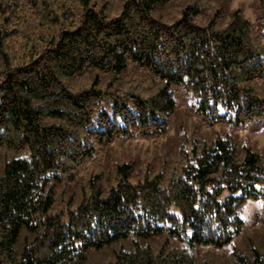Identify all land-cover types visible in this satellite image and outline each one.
<instances>
[{
  "label": "trees",
  "instance_id": "16d2710c",
  "mask_svg": "<svg viewBox=\"0 0 264 264\" xmlns=\"http://www.w3.org/2000/svg\"><path fill=\"white\" fill-rule=\"evenodd\" d=\"M213 1L159 14L173 0H119L109 17L92 0H0V264H87L114 244L97 264H218L197 245L264 264V236L235 243L264 197V153L230 132L184 133L159 168L123 159L57 197L105 147L168 137L182 100L212 129L264 122V0L258 28L241 9L199 24ZM90 69L107 88L70 85Z\"/></svg>",
  "mask_w": 264,
  "mask_h": 264
},
{
  "label": "rangeland",
  "instance_id": "374dc122",
  "mask_svg": "<svg viewBox=\"0 0 264 264\" xmlns=\"http://www.w3.org/2000/svg\"><path fill=\"white\" fill-rule=\"evenodd\" d=\"M188 0H173L171 4L161 7L157 13L168 14L171 12L173 6L178 4H185ZM119 0H92V3L98 5L101 8L108 3V7L104 9L105 13L109 17H115L119 14L118 7ZM221 9L224 11V19L222 25H226L231 20V13L236 9H241L244 15L249 18L255 28L259 27V19L256 11V0H214L212 7L209 9L205 17L198 20V23L203 25L205 21L212 17L215 12ZM154 13V16H157ZM63 26L58 25L52 27L51 31H55ZM135 75L143 77L145 72L138 69ZM101 77L102 84L101 88H107L104 83L106 75L101 73L97 69H90L86 71L80 78H74L70 80V85L79 87L84 83H91L93 77ZM180 102V101H179ZM170 124L172 126L170 134L165 138H138L126 140L123 142L114 143L108 147H105L97 157L88 162L75 176V182L69 184L62 182L58 186V202H65L69 196L78 190L81 182H85L92 173L102 172L105 175L111 170L112 165L116 164L117 161L121 160H133L138 167L145 168L148 165L159 168L164 159H170L173 157L174 152L177 150V142L184 133L188 135H205L212 137L213 132H230L233 133L239 141L248 139L255 143L258 149L264 153V122L253 123L250 126L243 127L239 130H234L232 126H216L213 129L204 125L200 118L193 114L187 105V102L182 100L179 103L178 111L173 114L170 118ZM66 187V192L63 190ZM242 217L250 226L245 233V238L235 242L243 247H246L247 242H251L256 245H261V237L264 236V197L250 200L242 209ZM170 237L168 233H164L163 236L158 238L153 243L158 245L159 242L166 240ZM251 240H250V239ZM186 235L184 240H186ZM250 240V241H249ZM182 243V241H176ZM118 247L114 244L102 252H92L89 255L87 264H97L98 262L107 259L112 250ZM196 249L201 258L209 259L218 264H225L232 245L224 247H215L214 245H197Z\"/></svg>",
  "mask_w": 264,
  "mask_h": 264
}]
</instances>
